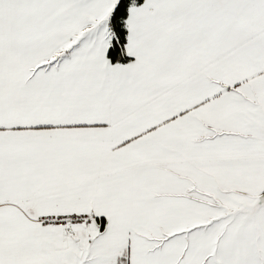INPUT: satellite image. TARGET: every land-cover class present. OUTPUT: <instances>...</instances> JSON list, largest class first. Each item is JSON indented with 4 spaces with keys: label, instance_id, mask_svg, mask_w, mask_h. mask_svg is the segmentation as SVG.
I'll list each match as a JSON object with an SVG mask.
<instances>
[{
    "label": "snow or ice",
    "instance_id": "snow-or-ice-1",
    "mask_svg": "<svg viewBox=\"0 0 264 264\" xmlns=\"http://www.w3.org/2000/svg\"><path fill=\"white\" fill-rule=\"evenodd\" d=\"M0 264H264V0H0Z\"/></svg>",
    "mask_w": 264,
    "mask_h": 264
}]
</instances>
